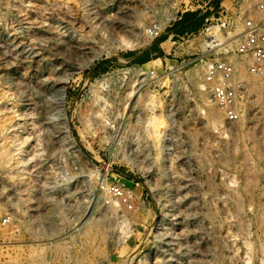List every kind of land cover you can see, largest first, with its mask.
Listing matches in <instances>:
<instances>
[{"label": "rangeland", "instance_id": "obj_1", "mask_svg": "<svg viewBox=\"0 0 264 264\" xmlns=\"http://www.w3.org/2000/svg\"><path fill=\"white\" fill-rule=\"evenodd\" d=\"M188 12L213 20L160 43ZM247 19L264 0H0V264H264V90L210 50Z\"/></svg>", "mask_w": 264, "mask_h": 264}, {"label": "built area", "instance_id": "obj_2", "mask_svg": "<svg viewBox=\"0 0 264 264\" xmlns=\"http://www.w3.org/2000/svg\"><path fill=\"white\" fill-rule=\"evenodd\" d=\"M212 11L211 8H209ZM213 17H205V24ZM242 37L233 46L235 55L247 63L248 73L253 76L264 90V22L256 23L251 19L244 21ZM227 56V53H225ZM226 57L207 67L206 78L212 84V98L228 115L234 117L237 85L235 84L236 65ZM114 193L119 195L117 189Z\"/></svg>", "mask_w": 264, "mask_h": 264}, {"label": "trees", "instance_id": "obj_3", "mask_svg": "<svg viewBox=\"0 0 264 264\" xmlns=\"http://www.w3.org/2000/svg\"><path fill=\"white\" fill-rule=\"evenodd\" d=\"M202 21L203 16L198 15L197 12H188L182 14L181 20L177 22L176 32L182 34L185 31H195L200 27ZM157 50L158 52H161V48H158ZM132 54L134 53H130L129 55Z\"/></svg>", "mask_w": 264, "mask_h": 264}, {"label": "bare ground", "instance_id": "obj_4", "mask_svg": "<svg viewBox=\"0 0 264 264\" xmlns=\"http://www.w3.org/2000/svg\"><path fill=\"white\" fill-rule=\"evenodd\" d=\"M175 11H176V10H175ZM175 11H171L170 14H168V16H169L170 18H173L174 15H175ZM241 37H242V36H241ZM241 37H239V38H237V39H234V40H232V41H229L227 44H224L223 46L221 45L222 43H221L220 45H215V46H213L212 48H210V50H211V51H212V50L220 51V50L226 48L228 45L230 46L231 44L237 42ZM124 43H125V42H124ZM225 43H226V42H225ZM125 45H126V46H131V47L134 46V47H135V46H139L140 43L135 42V41H134V42H133V41H132V42H127V41H126ZM125 45H124V46H125ZM210 46H211V43H210ZM241 63H242V62H241ZM235 64H237V63H235ZM238 64H239V63H238ZM241 65H242V64H241ZM239 66H240V65H239ZM239 66H238V67H239ZM238 67H237V68H238ZM242 67H243V66H240V68L243 70ZM237 68H235V69H237ZM240 68H239V69H240ZM242 70H241V71H242ZM237 71H238V70H237ZM241 71H240V72H241ZM237 76H238V75H237ZM240 77H241V75H240ZM243 77H244V76H243ZM239 79H240V78H239ZM241 79H242V78H241ZM254 82H255V81H254ZM254 82H253V83H254ZM254 86H257V85L255 84ZM254 86H253V87H252V86H249L248 89H249V90H252V89L254 88ZM213 113H214V112H213ZM211 114H212V113H211ZM213 115H214V114H213ZM213 115H212V116H213ZM2 129H3V128H2ZM2 134H3V133H2ZM12 137H13V136H12ZM7 138H8V137H7ZM10 138H11V137H10ZM5 139H6V138H5ZM9 141H10V140H9ZM9 145H10V144H9ZM9 145H8V146H9ZM12 147H13V146H12ZM4 148H6V146H4ZM9 150H10V149H9ZM9 150H5V151H3V152L1 151L2 153L0 154V162H1V161H4V163H5V162H6L5 160H7V162L9 161V157H7V156H8L7 153H8ZM12 152H13V151H12ZM10 153H11V152H10ZM8 154H9V153H8ZM10 155H11V154H10ZM13 156H14V155H13ZM13 156H10V158L13 157ZM2 222H8V221H7L6 219H5V220L2 219ZM262 235H263V233H262ZM263 237H264V236H263Z\"/></svg>", "mask_w": 264, "mask_h": 264}, {"label": "crops", "instance_id": "obj_5", "mask_svg": "<svg viewBox=\"0 0 264 264\" xmlns=\"http://www.w3.org/2000/svg\"><path fill=\"white\" fill-rule=\"evenodd\" d=\"M199 14V13H198ZM181 18H182V14H181V16L179 17V19L177 20V21H180L181 20ZM203 20H204V16H203ZM202 24L203 23H201V25H200V27L202 26ZM176 27H177V22H175L174 24H173V26H172V28L170 29V33H167L166 34V36H169L168 38H166V36H162V38L160 39V43H162V41L163 40H165V39H169L170 37H176ZM199 27V28H200ZM198 28V29H199ZM197 29V30H198ZM164 38V39H163Z\"/></svg>", "mask_w": 264, "mask_h": 264}]
</instances>
